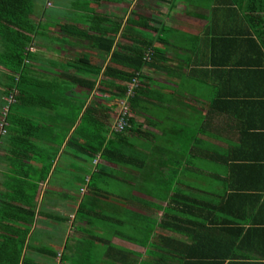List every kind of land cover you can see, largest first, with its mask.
<instances>
[{
  "label": "crops",
  "instance_id": "crops-1",
  "mask_svg": "<svg viewBox=\"0 0 264 264\" xmlns=\"http://www.w3.org/2000/svg\"><path fill=\"white\" fill-rule=\"evenodd\" d=\"M53 1L49 9L35 0L29 16L30 77L95 82L87 91L66 81L53 98V87L51 95L38 89L49 103L8 107L0 264H264V69L254 65L264 61L262 9L249 0ZM62 26L109 30L111 52L125 58L139 41L160 51L141 69L124 132H110L112 95L123 84L102 76L110 54ZM83 56L91 70L68 65ZM12 76L0 65V116ZM92 121L94 132L104 127L117 162L83 150ZM173 191L189 195L192 208L191 223L172 233L155 225ZM151 226L171 255L159 262Z\"/></svg>",
  "mask_w": 264,
  "mask_h": 264
},
{
  "label": "trees",
  "instance_id": "trees-1",
  "mask_svg": "<svg viewBox=\"0 0 264 264\" xmlns=\"http://www.w3.org/2000/svg\"><path fill=\"white\" fill-rule=\"evenodd\" d=\"M249 1L251 2V5H256L264 12V0ZM34 2L35 0H0V41L2 45V52L0 53V65L13 74V76L9 78L10 85L8 84V89L14 91V102L11 104V106L16 101L31 103L37 106H42L44 102L49 103V100L46 99V95L43 94V91H37L38 89H42L45 92V89L47 88L48 94L51 95V91L49 92V90H51V87H53V98L54 96L56 97L57 95H61L62 92L57 93L56 90L61 87L66 81L71 82V84L87 91L92 89L95 82L94 78L86 79L68 74L59 75L57 78H55L54 82H47L44 79L30 77L31 70L28 60L31 59V54L28 51V46L31 44L33 38L36 35V26L30 22L29 16L33 13ZM77 4L79 6H84L82 0H79V3ZM95 19L99 20V17ZM37 27L39 28L38 25ZM60 30L68 36L70 35V37L83 38L88 40L91 43L90 48H98L102 50L104 54H110L108 64L102 71V76L105 80H116L120 83H123L116 87V89L114 90V94L112 95L115 98L116 107L117 102L121 98H123L127 85L130 84L133 78L137 80L138 84L133 89V95L128 99L127 102L128 106L132 107L133 101L138 99L141 91V69L147 65H150V63H152L156 58V53H160V51L152 47V44L150 42L139 41L138 43H134L135 45L132 46V49H127L130 51V55L125 58V56H122L116 51L111 52L112 37H110V35L112 34V32H109V30H101L98 28H94L93 26L89 28L90 33H83L69 26H62L60 27ZM257 35L262 39L261 46L264 49V29L258 31ZM122 37H124V35H122ZM147 52L150 53L149 61L144 60V55ZM87 59V57L83 56L80 57L78 61L69 63L68 65H70L73 70H77L78 68L91 70V67L88 66ZM112 64L120 65L121 67L129 69V71L114 69L112 67ZM254 65L260 66V68L264 69V61L260 63H254ZM244 66L248 67L249 65L244 64ZM107 85L104 86V83L100 84L101 87H107ZM11 106L9 105V107ZM129 121L130 119L128 118L127 126L119 133L124 132L128 128V124L130 123ZM93 122L94 121L90 122V132L86 133V135L85 133H83L84 137H86L85 139L87 140V143H85L84 147H82L83 150H85L86 154L89 156L100 154L101 159L104 161L117 162L111 159V155L114 154V152H118V150H116L114 145L109 141L105 142L106 136L104 127H102V125L99 124L100 127L98 132L93 131ZM96 177V174L91 173L90 178H88L84 183L85 186L89 187L91 182ZM167 192L169 191H165V193ZM176 199H180V202L182 203L181 207L173 206L172 202H175ZM187 199H189V195L184 194L183 192L180 193L173 191L171 197L169 198V204L167 208L164 209V213L162 214L160 221L155 225L156 228L173 233L179 231L178 225H180V223H183V225H189L191 221L187 215V212L188 209L192 208V206L189 205ZM194 224L196 225V223ZM154 228L155 227L151 226L149 229L151 234L150 254L155 256V261L159 262V258H168L171 255L165 252V250L167 249H163V246H160L162 245L158 241V238H160V236L152 234ZM161 239V242L165 241L166 248H170V244L173 243V241L163 237H161Z\"/></svg>",
  "mask_w": 264,
  "mask_h": 264
},
{
  "label": "built area",
  "instance_id": "built-area-1",
  "mask_svg": "<svg viewBox=\"0 0 264 264\" xmlns=\"http://www.w3.org/2000/svg\"><path fill=\"white\" fill-rule=\"evenodd\" d=\"M44 6L46 8L51 7L52 0H45ZM31 48H28V51H30ZM150 53L147 52L144 55V60L149 61ZM138 82L135 78H133L130 82V84L127 85L126 91L124 93L123 98H121L117 102V110L116 115L114 118V121L112 125L110 126V132L112 133H119L121 132L126 126H127V119L129 117V106L127 104L128 99L132 97L133 95V89L137 86ZM14 91H12L5 99V106L1 110V116H0V135L5 133V127H6V115L9 110V105L14 102ZM83 191V190H82Z\"/></svg>",
  "mask_w": 264,
  "mask_h": 264
},
{
  "label": "rangeland",
  "instance_id": "rangeland-1",
  "mask_svg": "<svg viewBox=\"0 0 264 264\" xmlns=\"http://www.w3.org/2000/svg\"><path fill=\"white\" fill-rule=\"evenodd\" d=\"M40 1H41V0H36L37 5L40 4V3H38V2H40ZM52 2H54V1L52 0ZM42 3H43V1H42ZM56 4H57V3L54 2V3H53V7H54ZM41 5H43V4H41ZM38 6H39V5H38ZM56 6H57V5H56ZM56 6H55V7H56ZM51 8H52V6H51L49 9H51Z\"/></svg>",
  "mask_w": 264,
  "mask_h": 264
}]
</instances>
